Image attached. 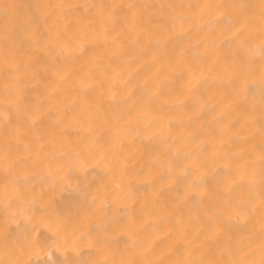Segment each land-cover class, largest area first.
Wrapping results in <instances>:
<instances>
[{
	"label": "bare ground",
	"instance_id": "6f19581e",
	"mask_svg": "<svg viewBox=\"0 0 264 264\" xmlns=\"http://www.w3.org/2000/svg\"><path fill=\"white\" fill-rule=\"evenodd\" d=\"M0 264H264V0H0Z\"/></svg>",
	"mask_w": 264,
	"mask_h": 264
}]
</instances>
